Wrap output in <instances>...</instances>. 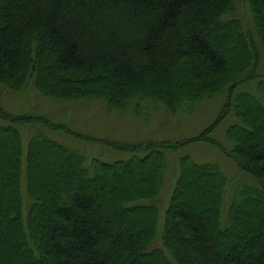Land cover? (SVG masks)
<instances>
[{
    "label": "trees",
    "instance_id": "trees-1",
    "mask_svg": "<svg viewBox=\"0 0 264 264\" xmlns=\"http://www.w3.org/2000/svg\"><path fill=\"white\" fill-rule=\"evenodd\" d=\"M247 2L252 25L237 0H0V264H264V0ZM29 88L140 131L221 105L196 134L94 137L113 156L89 157L51 112L3 105Z\"/></svg>",
    "mask_w": 264,
    "mask_h": 264
},
{
    "label": "rangeland",
    "instance_id": "rangeland-1",
    "mask_svg": "<svg viewBox=\"0 0 264 264\" xmlns=\"http://www.w3.org/2000/svg\"><path fill=\"white\" fill-rule=\"evenodd\" d=\"M238 4V15L249 25H252L251 16L252 13L250 11V6L247 0H237ZM261 70L264 72V55L263 60L261 61ZM105 73V72H104ZM103 74V73H102ZM19 94V93H18ZM20 96L17 95H7L4 97V106L15 112V111H25V110H37L36 107L47 114L49 112L55 122L60 124H66L68 127L72 128L74 131L78 132L82 135V143L81 147L84 149L85 153L89 157L93 156H102L105 157H112V154L105 153L102 149V144L98 142H92V138H99V137H109V139H117V140H129L130 134L136 137L135 140L146 137L144 133L152 134V131H157V133L152 134L156 135L157 137H164L166 135H173L175 134L176 130L180 127V131L184 134H196L200 129L207 125L213 117L216 116L219 107L221 105V98L216 99L217 102L212 104L211 106L208 104L206 108L203 110H199L194 116L189 118H184L181 116L176 115L173 117L172 115H165L162 120L161 124H156L153 126L154 130H146L142 129L143 127L140 126L141 131L139 130L140 122L134 121V117L127 119L131 115H124L121 116L120 114H108L104 111L101 105L95 104L92 109H87L84 106L75 103H58L53 100H46L42 96H40L34 89L29 88L27 91L20 92ZM207 120V121H206ZM126 124V125H124ZM142 124V123H141ZM149 125V124H147ZM138 129H132L136 128ZM123 129H122V128ZM132 129L129 133L124 134L123 130ZM148 129L152 127H147ZM220 128V127H219ZM219 134L222 135L225 132V128L222 127L219 129ZM142 134V137H140ZM162 135V136H161ZM220 137V135L218 136ZM80 144V143H79ZM203 148L205 150H203ZM202 151L203 155L205 152H208L207 148L204 146L199 149ZM43 167V163L42 166ZM227 167L234 169V166L231 162L227 163ZM49 171V172H48ZM54 174L53 169H48L47 165H44L42 171L39 172L38 177L43 182L47 181L49 186L46 185L47 190H49L50 184L52 182V175ZM170 192H168L163 198V202L161 205V209L164 210V207L167 204V200L169 199ZM188 199H192V197L188 195ZM162 210V212H163ZM162 217L160 219V224L158 228V237L155 241L156 244H160V237H161V230H162Z\"/></svg>",
    "mask_w": 264,
    "mask_h": 264
}]
</instances>
